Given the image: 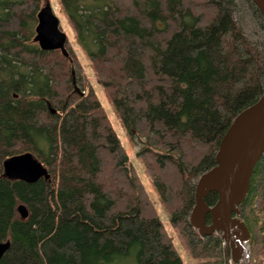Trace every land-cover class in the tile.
Returning <instances> with one entry per match:
<instances>
[{
	"label": "trees",
	"instance_id": "obj_1",
	"mask_svg": "<svg viewBox=\"0 0 264 264\" xmlns=\"http://www.w3.org/2000/svg\"><path fill=\"white\" fill-rule=\"evenodd\" d=\"M59 3L192 264H227L222 233L202 237L191 215L223 136L264 93V15L252 0ZM41 8L0 0V264H183L77 56L35 42ZM27 152L50 181L4 176ZM239 210L249 264H264V154Z\"/></svg>",
	"mask_w": 264,
	"mask_h": 264
},
{
	"label": "water",
	"instance_id": "obj_2",
	"mask_svg": "<svg viewBox=\"0 0 264 264\" xmlns=\"http://www.w3.org/2000/svg\"><path fill=\"white\" fill-rule=\"evenodd\" d=\"M252 1L264 15V0ZM35 42L43 51L59 50L69 57L68 36L61 29V21L51 5L41 8L38 13ZM75 90L80 92L77 87ZM263 154L264 93L254 105L236 117L221 140L217 165L201 177L196 188L191 224L202 237L217 231L222 233L227 264H247L250 259L248 242L251 234L239 219V206L247 198L254 170ZM4 176L27 184H35L41 179L51 180L48 169L30 152L8 158L4 162ZM212 193L217 194L218 199L210 206L206 200ZM17 211L23 220L30 216L24 204H20ZM10 248L11 240L0 242V260Z\"/></svg>",
	"mask_w": 264,
	"mask_h": 264
},
{
	"label": "rangeland",
	"instance_id": "obj_3",
	"mask_svg": "<svg viewBox=\"0 0 264 264\" xmlns=\"http://www.w3.org/2000/svg\"><path fill=\"white\" fill-rule=\"evenodd\" d=\"M47 5H51L55 14L61 21V29L67 34L69 43L67 44V48H71L72 51L77 56L80 64L84 69V76L87 79V86L92 88L94 92L97 94L107 116L109 117L114 130L116 131L117 135L119 136L128 156L132 166L134 167L141 184L144 186L145 190L149 194L151 200L153 201L155 208L159 214V217L163 224L166 226L167 230L169 231L170 236L172 237L175 247L179 255L183 260V264H192L193 259L187 249L186 243L180 232L175 228V226L171 223L169 214L165 209L164 205L162 204L161 198L157 191L155 190L152 179L148 171L146 170L142 160L138 157L139 146L133 143L130 140L129 134L125 129L118 113L115 110V107L107 93L104 89L103 85L99 83L98 77L93 70L92 64L90 59L88 58L86 52L82 49L72 27L69 19L65 15L59 0H42V8L46 7ZM251 259L248 260V263ZM112 264H136V252L132 254L128 258H122ZM231 264H236L231 262ZM239 264V263H237Z\"/></svg>",
	"mask_w": 264,
	"mask_h": 264
}]
</instances>
